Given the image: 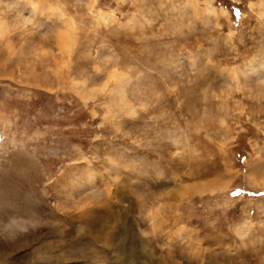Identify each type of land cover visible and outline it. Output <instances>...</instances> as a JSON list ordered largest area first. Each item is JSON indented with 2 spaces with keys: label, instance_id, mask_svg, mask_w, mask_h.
Wrapping results in <instances>:
<instances>
[{
  "label": "rangeland",
  "instance_id": "1",
  "mask_svg": "<svg viewBox=\"0 0 264 264\" xmlns=\"http://www.w3.org/2000/svg\"><path fill=\"white\" fill-rule=\"evenodd\" d=\"M0 23V264H264V0Z\"/></svg>",
  "mask_w": 264,
  "mask_h": 264
},
{
  "label": "bare ground",
  "instance_id": "2",
  "mask_svg": "<svg viewBox=\"0 0 264 264\" xmlns=\"http://www.w3.org/2000/svg\"><path fill=\"white\" fill-rule=\"evenodd\" d=\"M1 24V23H0ZM1 32V31H0ZM7 261V260H6Z\"/></svg>",
  "mask_w": 264,
  "mask_h": 264
}]
</instances>
